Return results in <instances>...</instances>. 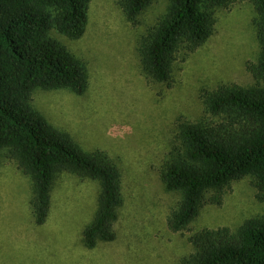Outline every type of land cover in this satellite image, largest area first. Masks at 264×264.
<instances>
[{
  "label": "trees",
  "instance_id": "1",
  "mask_svg": "<svg viewBox=\"0 0 264 264\" xmlns=\"http://www.w3.org/2000/svg\"><path fill=\"white\" fill-rule=\"evenodd\" d=\"M156 0H117L125 20L139 17ZM250 2L258 43L246 62L249 85L202 89V114L176 120L157 170L178 200L166 217L170 233L190 232L191 251L176 264H264V213L229 227H189L205 205L220 206L225 190L249 178L264 204V0H167L163 14L139 34L135 52L148 85L169 86L178 59L185 61L210 39L220 10ZM91 0H0V159L5 156L31 183L33 224L46 225L52 188L62 175L97 183L95 211L82 229L81 244L94 250L117 238L123 205L121 176L102 151L86 152L71 136L49 124L33 106L37 90H68L82 96L88 87L85 64L53 35L78 41L85 34Z\"/></svg>",
  "mask_w": 264,
  "mask_h": 264
},
{
  "label": "rangeland",
  "instance_id": "2",
  "mask_svg": "<svg viewBox=\"0 0 264 264\" xmlns=\"http://www.w3.org/2000/svg\"><path fill=\"white\" fill-rule=\"evenodd\" d=\"M116 1L91 0L87 28L78 41L52 35L85 64L86 92L77 96L68 90H37L32 104L84 151H102L114 161L123 194L117 238L94 250L82 246L98 185L70 175L55 181L49 219L45 226H35L31 183L15 162L2 156L0 264H176L191 251L186 242L190 232L173 234L166 228L178 195L164 190L157 170L176 120L194 122L201 116L202 89L252 83L245 64L255 61L259 50L251 27L253 7L243 2L218 11L213 35L185 61L178 59L168 86L146 83L135 52L137 37L164 13L167 0H156L135 26L125 20ZM250 181L232 183L220 206L205 205L189 231L235 229L264 213Z\"/></svg>",
  "mask_w": 264,
  "mask_h": 264
}]
</instances>
